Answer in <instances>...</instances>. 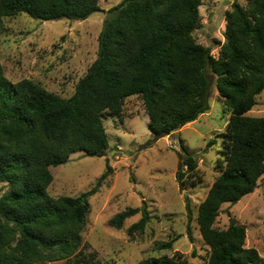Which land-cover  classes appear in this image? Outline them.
Wrapping results in <instances>:
<instances>
[{
  "label": "trees",
  "instance_id": "trees-1",
  "mask_svg": "<svg viewBox=\"0 0 264 264\" xmlns=\"http://www.w3.org/2000/svg\"><path fill=\"white\" fill-rule=\"evenodd\" d=\"M244 1L226 14V38L217 42L216 58L194 36L202 27L203 0H122L108 11L97 58L69 98L31 79L9 81L0 63V184L8 186L0 198V264H101L83 233L89 199L107 172L90 191L56 198L47 191L52 168L76 152L104 157L110 147L104 121L120 117L130 97L143 100L156 140L196 122L209 110L208 72L231 115L218 161L221 174L196 219L209 248L207 264H264L256 249L246 248L245 226L231 220L226 230L215 227L222 206L253 194L264 176V118L248 115L264 90V0ZM100 10L99 0H0V35L5 19L22 14L39 22L85 21ZM181 146L177 182L180 188L196 186L198 162ZM187 210L190 223L189 204ZM139 213L129 234L143 231L150 220L146 207L120 212L110 225L120 230ZM175 241L159 248L170 250ZM138 264L192 263L176 252Z\"/></svg>",
  "mask_w": 264,
  "mask_h": 264
},
{
  "label": "rangeland",
  "instance_id": "rangeland-1",
  "mask_svg": "<svg viewBox=\"0 0 264 264\" xmlns=\"http://www.w3.org/2000/svg\"><path fill=\"white\" fill-rule=\"evenodd\" d=\"M121 1L99 0L101 10L85 21L39 22L26 14L5 19L0 35L4 75L13 83L31 79L61 97H71L76 83L97 58L98 38L108 11ZM237 1L246 4L244 0H203L202 27L194 36L213 57L219 56L217 42H225V17ZM208 75L212 81L209 110L196 122L156 140L143 100L130 97L120 117L104 121L110 142L104 157L76 152L67 164L52 168L54 180L47 191L56 198L78 197L90 191L107 172L100 191L89 199L91 208L83 233V241L98 253L101 264H138L151 257H172L176 252L192 264L208 263L209 248L196 219L200 204L221 174L218 161L222 159L223 133L231 115L229 106L218 95L216 77L211 72ZM256 100L257 105L248 115L264 118V90ZM182 142L198 162L196 175L200 182L196 186L180 188L176 179ZM7 190V184H0V198ZM187 204L193 213L190 235ZM144 207L150 220L143 231L129 234V228L141 219L140 213L127 219L120 230L110 225L116 214ZM231 220L245 226L246 248L256 249L264 258V176L253 194L222 206L215 227L226 230ZM172 240H176L172 249L159 248Z\"/></svg>",
  "mask_w": 264,
  "mask_h": 264
}]
</instances>
